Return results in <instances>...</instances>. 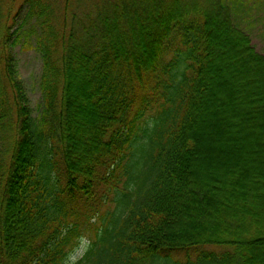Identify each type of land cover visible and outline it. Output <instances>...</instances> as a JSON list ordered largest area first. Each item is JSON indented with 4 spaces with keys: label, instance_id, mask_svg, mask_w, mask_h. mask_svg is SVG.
<instances>
[{
    "label": "trees",
    "instance_id": "16d2710c",
    "mask_svg": "<svg viewBox=\"0 0 264 264\" xmlns=\"http://www.w3.org/2000/svg\"><path fill=\"white\" fill-rule=\"evenodd\" d=\"M23 2L26 32L0 4V264H63L85 236L79 264H264V56L242 0ZM15 39L41 57L36 118ZM209 148L235 162L203 171Z\"/></svg>",
    "mask_w": 264,
    "mask_h": 264
},
{
    "label": "rangeland",
    "instance_id": "374dc122",
    "mask_svg": "<svg viewBox=\"0 0 264 264\" xmlns=\"http://www.w3.org/2000/svg\"><path fill=\"white\" fill-rule=\"evenodd\" d=\"M10 3H14L12 17L14 16L16 23L15 26L10 25V31L17 30L18 26L23 24L22 30L26 32L29 28V22L25 21L28 6L23 0H14V2L11 0H0V4H2L1 6L3 7V13H5L7 7L10 6ZM235 20L237 25L249 34L251 43L256 51L264 56V0H242L241 10L238 12V16ZM23 35L24 34H22V36ZM18 40L19 39H15V43L10 50V55L14 59L16 67V80L20 83L22 92L25 94L31 115L36 118L37 116H40L43 108V96L40 86L42 75L41 57L34 50L27 49L28 45H25L23 40ZM29 45H31V43ZM209 151L210 148L207 154L210 153ZM245 156L244 153H240L239 162L245 161ZM213 157V155H210V158L205 159V163L201 164V169L203 170L204 168L203 171H217L220 169L221 165L229 166L235 162V159L219 160ZM94 218L95 217H93L92 222L96 223L98 218ZM85 238L87 239L86 236Z\"/></svg>",
    "mask_w": 264,
    "mask_h": 264
},
{
    "label": "clouds",
    "instance_id": "9594fccd",
    "mask_svg": "<svg viewBox=\"0 0 264 264\" xmlns=\"http://www.w3.org/2000/svg\"><path fill=\"white\" fill-rule=\"evenodd\" d=\"M90 247L91 241H88L85 237L78 238L76 247L66 255L63 264H79V261L84 259Z\"/></svg>",
    "mask_w": 264,
    "mask_h": 264
}]
</instances>
